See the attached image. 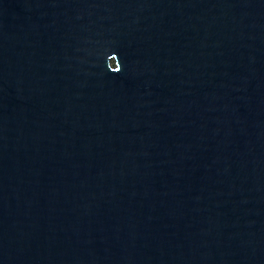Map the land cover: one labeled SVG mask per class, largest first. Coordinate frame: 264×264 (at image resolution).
<instances>
[{
	"label": "water",
	"instance_id": "water-1",
	"mask_svg": "<svg viewBox=\"0 0 264 264\" xmlns=\"http://www.w3.org/2000/svg\"><path fill=\"white\" fill-rule=\"evenodd\" d=\"M0 264H264V0H0Z\"/></svg>",
	"mask_w": 264,
	"mask_h": 264
}]
</instances>
